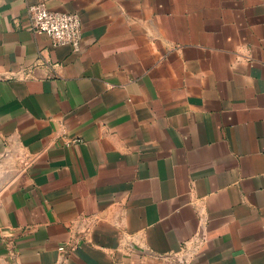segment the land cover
I'll return each mask as SVG.
<instances>
[{
  "label": "crops",
  "instance_id": "crops-1",
  "mask_svg": "<svg viewBox=\"0 0 264 264\" xmlns=\"http://www.w3.org/2000/svg\"><path fill=\"white\" fill-rule=\"evenodd\" d=\"M0 159V264H264V0H0Z\"/></svg>",
  "mask_w": 264,
  "mask_h": 264
},
{
  "label": "built area",
  "instance_id": "built-area-1",
  "mask_svg": "<svg viewBox=\"0 0 264 264\" xmlns=\"http://www.w3.org/2000/svg\"><path fill=\"white\" fill-rule=\"evenodd\" d=\"M29 30L38 35H48L54 46L71 45L80 49L82 21L78 13H62L50 10L44 3L30 7Z\"/></svg>",
  "mask_w": 264,
  "mask_h": 264
},
{
  "label": "rangeland",
  "instance_id": "rangeland-1",
  "mask_svg": "<svg viewBox=\"0 0 264 264\" xmlns=\"http://www.w3.org/2000/svg\"><path fill=\"white\" fill-rule=\"evenodd\" d=\"M14 167V166H13ZM15 169H16V167H15ZM11 171H14V168L13 169H11ZM8 175V174H7ZM7 178H12V172H11V175L9 174L8 176H7ZM9 180L7 179V181L6 182H8Z\"/></svg>",
  "mask_w": 264,
  "mask_h": 264
},
{
  "label": "water",
  "instance_id": "water-1",
  "mask_svg": "<svg viewBox=\"0 0 264 264\" xmlns=\"http://www.w3.org/2000/svg\"><path fill=\"white\" fill-rule=\"evenodd\" d=\"M0 162H1V159H0Z\"/></svg>",
  "mask_w": 264,
  "mask_h": 264
}]
</instances>
